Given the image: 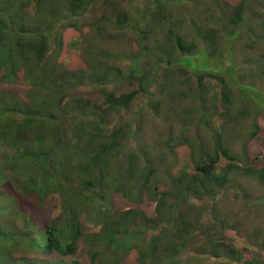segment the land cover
Instances as JSON below:
<instances>
[{"label":"trees","instance_id":"1","mask_svg":"<svg viewBox=\"0 0 264 264\" xmlns=\"http://www.w3.org/2000/svg\"><path fill=\"white\" fill-rule=\"evenodd\" d=\"M19 80L0 264H264V0H0V82Z\"/></svg>","mask_w":264,"mask_h":264},{"label":"rangeland","instance_id":"2","mask_svg":"<svg viewBox=\"0 0 264 264\" xmlns=\"http://www.w3.org/2000/svg\"><path fill=\"white\" fill-rule=\"evenodd\" d=\"M78 35V34H77ZM76 32H74L73 30H69L66 33V43L67 40L69 39H73V36H77ZM63 60H66L67 62H69L70 68H75L78 66H84L83 61L81 62V59L79 58L78 55H76L75 53H73V51H66V53H64L63 55ZM0 87H5V89L10 90L18 95H23V91H24V84L21 80L16 81V83L14 84H10V85H3L0 82ZM88 94H90L89 90H87ZM92 97L96 98V96L94 94H92ZM259 125L262 128V132L260 133V135H258L255 139L249 141L248 143V150H249V154L250 156H255V155H261L264 156V119L260 118L259 120ZM153 153H156L157 150L154 151V149L151 150ZM177 152L179 153V159L181 160L182 157H184L187 154V148L186 147H182L179 148L177 150ZM241 182L243 183V185H246L245 180H241ZM249 190H251V192L255 195V196H264L263 192H260L261 190H259L257 188L256 185L251 186L249 188ZM118 207L122 208V209H128L127 207L131 206V203H129L128 201L119 199L117 201ZM143 209H145L149 214H153L154 209H155V205L145 202L142 204ZM257 208H264V204L257 207ZM229 237L235 239L237 241V244L239 245H248V242L246 240V238L242 237V236H238L236 233L234 232H228L227 233ZM255 251H257V249H255ZM81 258L82 261L85 264H89L88 262V258L87 255L85 253H81ZM123 264H138L137 260H136V253H132L125 261Z\"/></svg>","mask_w":264,"mask_h":264}]
</instances>
